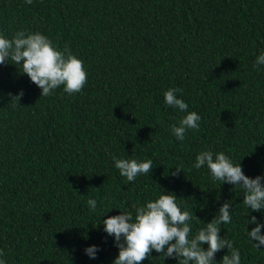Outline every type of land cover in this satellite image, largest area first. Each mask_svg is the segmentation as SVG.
<instances>
[{
    "label": "trees",
    "instance_id": "obj_1",
    "mask_svg": "<svg viewBox=\"0 0 264 264\" xmlns=\"http://www.w3.org/2000/svg\"><path fill=\"white\" fill-rule=\"evenodd\" d=\"M21 30L42 33L60 51L68 47L84 62L87 84L81 93L61 86L42 98L20 66L0 65L6 264H113L119 249L103 219L135 217V207L162 190L185 199L177 203L192 213L193 235L230 202L233 219L221 225V238L233 241L241 264H264V247L248 236L255 227L248 219L264 223V212L242 204L243 189L193 167L211 150L241 162L252 179L264 176V65L255 67L264 53V0H0V34L11 39ZM175 88L202 118L183 142L171 126L186 113L164 98ZM113 156L151 159L152 175L127 182ZM93 245L101 249L97 259L85 254ZM227 252L216 254L217 264ZM159 255L143 264H178Z\"/></svg>",
    "mask_w": 264,
    "mask_h": 264
},
{
    "label": "clouds",
    "instance_id": "obj_2",
    "mask_svg": "<svg viewBox=\"0 0 264 264\" xmlns=\"http://www.w3.org/2000/svg\"><path fill=\"white\" fill-rule=\"evenodd\" d=\"M25 4L32 5L33 0H25ZM6 64L20 66L19 71L42 90V98L53 95L61 86L69 95L81 93L87 84L84 62L73 55L68 47L63 51L58 50L51 39L39 32L21 30L11 39L0 34V65ZM260 65H264V53L255 61L256 68ZM179 92V88L169 89L164 93V98L167 106L186 113L178 126H171L172 134L183 142L189 130H199L202 118L196 112L188 111L189 105L177 97ZM23 95L21 91L12 97V103L19 102ZM113 161L127 182H135L139 176L152 175L153 172L151 159L141 162L135 158L118 159L113 156ZM193 167H207L213 181L221 182L222 185L231 184L234 189H243L242 204L251 212H264V176L252 179L244 174L241 162L236 165L225 153H214L211 150L201 151ZM180 172V169H176L173 175ZM181 199L162 190L155 201L135 207V217L131 212H121L120 215L103 219L104 231L114 237L115 246L119 249L113 264H143L145 260L151 259L153 251L164 260L174 259L178 264H217L216 254L224 249L228 252L220 264H241V253L234 247L233 241L220 236L221 225L232 222V204L225 202L211 222L193 235V215L178 205L177 200ZM87 204L91 211L96 210L95 199H89ZM248 224L255 225L251 232L248 231V236L252 242L255 241L253 247L259 250L264 247V223L251 216ZM204 245H208L207 250ZM100 250L93 245L85 249V254L90 259H97ZM4 255L3 250H0V257ZM0 264H6V261L0 258Z\"/></svg>",
    "mask_w": 264,
    "mask_h": 264
}]
</instances>
